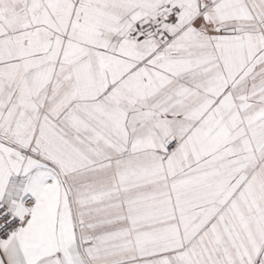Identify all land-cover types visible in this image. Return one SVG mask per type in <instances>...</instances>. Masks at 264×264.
I'll use <instances>...</instances> for the list:
<instances>
[{
    "label": "snow or ice",
    "instance_id": "snow-or-ice-1",
    "mask_svg": "<svg viewBox=\"0 0 264 264\" xmlns=\"http://www.w3.org/2000/svg\"><path fill=\"white\" fill-rule=\"evenodd\" d=\"M0 264H264V0H0Z\"/></svg>",
    "mask_w": 264,
    "mask_h": 264
}]
</instances>
